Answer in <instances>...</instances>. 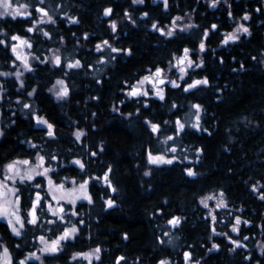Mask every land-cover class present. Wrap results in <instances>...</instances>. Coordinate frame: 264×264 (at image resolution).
Returning a JSON list of instances; mask_svg holds the SVG:
<instances>
[{
	"label": "trees",
	"instance_id": "trees-1",
	"mask_svg": "<svg viewBox=\"0 0 264 264\" xmlns=\"http://www.w3.org/2000/svg\"><path fill=\"white\" fill-rule=\"evenodd\" d=\"M12 1L28 5L26 11L32 15L0 19V28L4 30L0 39L12 43V35L28 37L35 55L43 58L50 49L59 50L60 55L73 62L81 60L84 67H65L60 71L50 61L45 64L34 61V70L24 72L21 77L25 81L23 90L15 77L0 76L3 89L0 166L16 158H34L36 151H40L47 166L54 170L49 174L55 180L99 177L110 166L109 180L115 188L110 193L107 186L90 181L88 192L93 203L85 201L75 207L79 213L77 220L84 221L79 224L75 220L80 229L77 238L64 242L63 251L55 258L43 256L45 264H117L118 257L124 258L119 264H159L161 260L183 264L185 251L192 254L193 262L199 260L200 264H264V254L258 248L264 243V200L260 199V193L264 192V7L261 2L220 0L216 7H210V0H168L169 7L165 9L164 0H144L142 4H133L132 0H44L42 4L39 0ZM38 5L53 16L55 24L47 18L39 21L41 14L35 11ZM105 8L113 9L110 16L103 14ZM125 11L135 24L125 17ZM246 12L250 19L243 22L250 34L221 43ZM69 17L79 22H70ZM176 17L194 27L176 30L178 35L173 37L162 36L151 27L156 22L166 28ZM112 21L117 24L115 33L110 27ZM212 24H217L218 29L210 30L209 36L204 37V30L211 29ZM28 27H34V31L27 32ZM44 31L49 32L50 38L43 36ZM201 39L206 50L195 53ZM102 40L132 52L130 55L111 53L116 59L107 57L106 67L102 71L94 70L91 59L96 54L95 45ZM184 47L193 50L192 60L199 63L202 59L203 65L190 69L180 84L207 77V86L200 85L188 92L165 86L166 101L146 98L148 107H143V101L135 103V98L125 97L124 90L129 85L155 66L167 68L174 57L183 53ZM63 58L62 63H66ZM12 61L10 49L0 45V72H11ZM57 78H63L69 88V95L61 101L48 91ZM33 88L38 91L28 97L27 92ZM173 102L177 108L169 111ZM23 103H28L33 111L23 109ZM193 104L201 105L200 126L208 131L185 126L186 131L174 144L167 143L177 148L176 153H170L177 159L172 164L148 163L147 153L161 151L162 140L173 135L170 131L173 124L162 122H174ZM33 113L54 125L55 139L46 135V127L36 124ZM145 120L160 123L166 131L161 135L151 133ZM77 131L84 133L80 140L74 135ZM30 143L38 148H31ZM198 148L202 151L197 152ZM91 152L97 155L92 156ZM49 154L57 159L48 160ZM76 159L85 163V171L71 163ZM186 167L192 168L196 175L188 176ZM253 185L256 191L252 190ZM215 192H222L227 204L216 211L215 226L233 239L241 240L247 248L241 246L229 251L234 248L231 242L211 231L210 217L199 200ZM109 198L115 200L111 208L105 204ZM173 216L181 218L179 226L167 223ZM236 216L241 217L240 230L232 233L228 228ZM244 220L250 223L245 225ZM244 236L249 239L243 240ZM32 238L29 228L22 239L12 235L6 223L0 221V240L8 247L13 264H18L34 248ZM213 243L220 248L209 252ZM17 244L21 245L20 249L16 248ZM96 248L101 249L99 260L72 259L73 253ZM245 256L250 258L245 260ZM27 264L38 263L27 261Z\"/></svg>",
	"mask_w": 264,
	"mask_h": 264
},
{
	"label": "snow or ice",
	"instance_id": "snow-or-ice-1",
	"mask_svg": "<svg viewBox=\"0 0 264 264\" xmlns=\"http://www.w3.org/2000/svg\"><path fill=\"white\" fill-rule=\"evenodd\" d=\"M39 2L42 4L44 0H39ZM133 4L136 3H144V0H132ZM220 3V0H210L209 6L210 7H216ZM224 3H227V0H224ZM0 7L3 8L2 11H0V19L5 17L6 15L11 16L13 19H15L17 16H24V17H31L32 13L28 11H21V9H26L28 5L26 4H20L16 7H13L12 0H0ZM164 7L167 9L169 7L168 0H164ZM229 7H231L229 5ZM35 11L39 13H43V16L47 17V20L51 22L52 24L56 23V20L53 19L52 15H49V13L45 10L43 7L36 6ZM256 11H260L259 8L256 9ZM113 12L112 8H105L103 14L105 16H110ZM125 17L131 20L133 24L136 23L134 19L131 18L130 14L125 11L124 13ZM148 13H143V16H148ZM229 18H232V13L229 11L228 13ZM70 22L78 23V20H74L72 17L68 18ZM180 17H176L172 21V27L168 28L167 30L164 27H160L158 23L154 22L151 24V27L154 30H157L160 32L162 36L166 37H173L174 35H178L175 33V28L177 27L176 21L180 20ZM243 20L247 21L250 19L249 14L246 12L243 17ZM111 30L113 33L117 31V24L115 21L111 22ZM194 27V25L186 24L183 27V31H187L189 28ZM218 29L217 24H212L211 29H205L203 32L204 37L209 36L210 30H216ZM37 31H40L39 29H36ZM27 32L31 33L34 31V27H28L26 29ZM0 32H4L2 28H0ZM244 34H250L249 29L244 26L243 24H238L236 28L229 33H226L224 36V39L221 41V43L227 44L229 41H237L239 40V33ZM5 35H7L5 33ZM75 35V34H73ZM44 37L50 38V34L47 31L43 32ZM84 39H88V34H84ZM10 41H18L19 43H10L9 40L6 39H0V45L5 46V50L11 51V53L15 56V60L12 61L13 64H15L16 61H21L23 68L26 71H33V67L29 64L28 57L26 55H23L20 51H18V48H22L23 46H27L28 48H32L33 45L27 40L22 38L20 35H12L10 37ZM102 46H107L110 49L111 53H126L131 54V49H120L117 47H113L108 40H102L101 43H98L95 45V49L98 52H101V60H98L97 63L102 62ZM198 49L200 52H204L206 50V44L204 39L200 40ZM59 50H57L58 52ZM193 51L189 49L188 47L183 48V55L179 57H174L175 64H172L171 61L169 62V71L172 70V68H177L180 76V80H184V77L186 75V69L187 68H200L203 65V60L201 59L199 63L194 62L192 59H190L189 53ZM34 60L39 61L41 64H45L49 62L48 57L41 58L40 56H34ZM111 60H115L116 56H110ZM255 59V57H253ZM51 63H53L60 71H63L64 68L68 69H80L84 67V65L81 63V60L76 59L74 62H68V63H62L61 56L57 55L56 53H53V56L51 58ZM221 62H223L221 60ZM241 68H243V65H241ZM149 75H144L142 78L137 81L136 84L129 85V90L127 91L126 95L128 98H143V97H149L150 95L153 97L158 98L160 101H166L165 96V89L163 87H160L161 85L165 84V76H164V69L155 66L154 71L151 69L149 70ZM65 75L68 73L65 72ZM14 75L16 77V80L19 81V89L23 90L25 88V81L21 79L23 76V73L19 71V68L15 72H0V76H12ZM99 83V81H97ZM127 83V82H126ZM149 84L150 88H144L142 87L145 84ZM168 84L171 85L173 89H181L185 92H188L191 89L196 88L197 86L204 85L207 86L209 84V80L207 77L201 78V79H193L191 83H188L187 81L184 82V85L182 86L177 82V80H168ZM57 85H59V89H57ZM2 90V89H0ZM38 91L37 88H33L31 91L27 92L28 97H32L36 92ZM49 92L54 93L57 99H63L69 95V88L65 85V81L63 79H57L55 84L52 86V88L48 89ZM2 99V97H0ZM18 103H21V101H17ZM139 102V100L137 101ZM123 103V101H121ZM149 104L147 101L143 104V107H148ZM23 109H29L30 112H32V108L28 103L22 104ZM192 108L196 109V120L195 122L191 123L189 126L197 131H204L207 132V129H202L200 126V110L201 105L199 104H193L191 105ZM177 108V105L173 102L169 106V111L172 109ZM137 112L140 111L138 108L136 110ZM131 115V113L129 114ZM33 118L36 120L37 124L40 125H46L47 127V133L46 135L51 138L55 139V133L53 131L54 125L49 123L46 119L43 117H40L33 113ZM145 123L149 126L151 133L161 135L163 134L166 129L162 128L160 123H154L149 120H145ZM163 125L173 124V127L170 129V131L173 132V135H167L165 136V139L163 143L167 144L168 142L175 143V140L177 137L182 136V134L186 131L185 122H182L179 117L173 122L170 120H164ZM0 135H3L2 132H0ZM77 140H80L81 136L84 135L83 132L77 131L74 133ZM30 147L33 149H37L38 146L36 144H31ZM101 151L103 149L101 148ZM177 148L176 147H170L164 149V152H171L176 153ZM197 152H201L202 149H196ZM92 156H96V152L90 153ZM148 162L150 164L154 165H160V164H172L177 157L175 155H172L170 158L166 157L163 153H159L156 155H153L151 151L148 152ZM57 157L55 155H48V160H55ZM187 159V157H185ZM47 161L45 159V155H42L40 151H36L35 154V161L30 159H22V160H13L10 163H7L4 165V171L2 174V178H0V219H4L7 222V229L10 230L12 235L16 237H20L23 239L24 231H27V226L31 225L34 228L39 229L41 227L39 221L42 215H45L46 213H50L53 217H56V220L49 219L46 221L48 225H51L52 227L48 229L49 232H52L55 236L54 239H48L44 235H40L39 237H35L34 239H38L40 244L43 245V247H40L38 251L42 254H48L49 256L55 258L57 253H60L63 251L65 247L64 242L71 241L73 239H76L80 229L77 227L76 223H73L71 220L68 221V224L71 226H65L61 229H58L56 227L57 221H60L61 223L65 220V206L63 204H60V201H65L66 204L74 206L76 205L77 200H86L89 204L93 203L92 196L89 195L88 192V185L90 180H96L97 182L101 179L104 180L105 183H107L109 188H112L111 182L109 180V173L112 171L111 167L107 169L103 173V177H89V179H83L82 183H79L78 187H67L66 182L69 180V177H64L62 181L59 183L54 182L52 176L49 175V173L54 172V170L47 166ZM71 163H74L79 166V169L81 172L86 170V165L83 163L80 159H76L71 161ZM32 165L31 167H24L21 168L20 165L28 166ZM186 174L188 176H195L196 173L194 170L190 167H186L184 169ZM144 175H149V173L146 171ZM37 177L40 179L37 180ZM8 182H11L12 186L8 185ZM73 185H76V180L73 179L71 181ZM46 192V195L42 196V191ZM253 191H256V185H253L252 188ZM112 191H115V188H112ZM48 195L51 196V200L57 202V206L54 207L53 204L48 200ZM223 193H220V197L217 198L215 196H204L201 198L200 203L204 205L205 208H208V200L216 199V207L217 208H224L227 207L226 201L223 199ZM260 199L264 200V192L260 193ZM105 204L107 207L111 208L115 205V200L109 198L105 201ZM39 213V215H38ZM71 216H78V211L71 210ZM209 216L211 217V220L213 222H217V216L213 215L211 211L209 212ZM79 224H83V220L78 221ZM167 223L179 226L181 223V218L173 216L171 219L167 221ZM243 223L245 225H248L250 221L244 220ZM241 224V217L236 216L235 222L231 225V231L232 232H239V226ZM211 231L216 235H223L225 236L233 246L235 247H246V245H242L241 240L239 239H233L228 233L221 232L217 233L216 228L212 227ZM167 235V233H165ZM125 239H127V235L125 234ZM209 240L212 239V236L208 237ZM243 240L249 239V237L244 236L242 238ZM169 243H171V240H169ZM2 252H0V264H13V257L10 254V251L8 247L2 246ZM234 248H230L229 251H234ZM262 247V254H264V245ZM17 249L21 248L20 244L16 245ZM220 248L219 244L213 243L211 245V248L208 249L209 252L213 250H218ZM101 249L96 248L93 250V253H84V252H77L73 253L72 259L76 260L78 257L89 259L90 255L95 254V258L97 260L100 259V253ZM184 260L185 264H200L199 260L192 261V254L188 251L184 252ZM250 257L245 256L243 259L248 260ZM37 260L40 262V264H45V260L41 258L40 255L37 254L35 251H30L26 255L23 256V259H20L18 261V264H27V261L29 260ZM124 259L123 257L117 258V264H119V261ZM159 264H168L167 260H161Z\"/></svg>",
	"mask_w": 264,
	"mask_h": 264
},
{
	"label": "rangeland",
	"instance_id": "rangeland-1",
	"mask_svg": "<svg viewBox=\"0 0 264 264\" xmlns=\"http://www.w3.org/2000/svg\"><path fill=\"white\" fill-rule=\"evenodd\" d=\"M260 2L262 3V5H263V7H264V0H260ZM12 4H13V7H16V6H18V5H20V4H22V3H19V2H17V1H12ZM39 7H41V5H38ZM3 10V8L2 7H0V11H2ZM21 11H26V9H21ZM41 14V20H39V21H45V19L47 18L46 16H43V13H39V15ZM6 16H8V15H6ZM245 22V21H244ZM244 22H243V19L242 18H240V19H238L236 22H235V26H234V28L230 31V32H232L235 28H236V26L238 25V24H243L244 26H245V24H244ZM176 24H177V27L175 28V30L174 31H176V30H182L183 29V27H184V25H186V24H189V23H185L184 22V20L183 19H180V20H178V21H176ZM172 27V22L165 28L166 30L168 29V28H171ZM229 33V32H228ZM244 33H239L238 35H239V37L241 36V35H243ZM22 38H24V39H27L31 44H32V42L30 41V39L28 38V37H22ZM12 43H19L18 41H12ZM18 51H20L23 55H26L27 57H28V61H29V64L32 66V64H33V62L34 61H36V60H34V56H37V55H35L34 53H33V51H32V48H28L27 46H23L22 48H18ZM95 52H96V54H95V57H93L91 60H92V64H93V68H94V70H98V71H102L105 67H106V65H107V57H110V55H111V52H110V49L107 47V46H102V53H103V56H102V62L101 63H97V61L98 60H101V52H98V51H96V49H95ZM53 53H56L57 55H60V52H57V50H53V49H50L49 50V52H46L45 54H43L42 56H43V58L44 57H48L49 58V61H51V58H52V56H53ZM192 52H190L189 53V56H190V59H192V54H191ZM195 53H200V51H199V49H198V52H195ZM181 55H183V53L181 54ZM180 55V56H181ZM61 56V60H62V58L63 59H65V62L66 63H68V62H73V59H69L67 56H65V55H60ZM179 57V56H178ZM15 60V56L13 55V61ZM175 59H173L172 61H171V63L172 64H175ZM197 63V62H196ZM12 66V70H11V72H15L16 70H17V68H19V71H21L22 73H24V72H26V70L23 68V66H22V63H21V61H16L15 62V64H11ZM190 69H192V68H187L186 69V75H187V73H188V71L190 70ZM150 73H149V71L147 72V73H145L144 75H149ZM144 75H142V76H144ZM185 75V76H186ZM13 77H15L14 75H12ZM142 76L140 77V78H138L136 81H134L132 84H136L137 83V81H139L141 78H142ZM164 76H165V78H167L168 80H177V82L180 84L181 82H182V80H180L179 79V76H180V73H179V71H178V69L177 68H172V70L171 71H169V66L167 67V68H165L164 69ZM16 78V77H15ZM57 79H63V78H57ZM56 79V80H57ZM56 80L52 83V85L50 86V88H52V86L55 84V82H56ZM64 80V79H63ZM167 80V81H168ZM131 84V85H132ZM65 85H66V83H65ZM67 86V85H66ZM165 86H169V87H171V85L170 84H168L167 82H166V84L165 85H161L160 87H163L164 89H165ZM59 85H57V89H59ZM142 87H144V88H150L151 86L149 85V84H145V85H143ZM0 89H2V85H1V82H0ZM129 90V87L127 88V89H125L124 90V92H125V97L127 98V99H130V98H128L127 97V95H126V93H127V91ZM2 92H3V89L2 90H0V97H1V94H2ZM51 94H52V96L54 97V99L55 100H57V101H61V100H64L65 98H63V99H57L56 98V96L54 95V93H52V92H50ZM150 97H152V98H156V97H153V96H149V97H143V98H135V103H139V102H145V99L146 98H150ZM1 100V99H0ZM139 100V102H137ZM179 118L181 119V121L182 122H185V126H189L191 123H193V122H195V120H196V109H194V108H190V109H186L183 113H181L180 114V116H179ZM176 120V119H175ZM174 120V121H175ZM35 122H36V120H35ZM37 124V123H36ZM38 126H40V127H46V125H40V124H37ZM47 128V127H46ZM2 129H3V124H2V120H1V114H0V132H2ZM164 140H162V142H163ZM170 147H172V146H170V145H166L165 143H163V147H162V150L161 151H158V152H152V154L153 155H156V154H159V153H163L166 157H171V155H170V153L171 152H164V149H166V148H170ZM148 153H147V155H146V159H147V162H148ZM22 159H30V160H33V161H35V157L34 158H16V159H13V160H22ZM13 160H10V161H8V162H6V163H4L2 166H0V178H2V174H3V171H4V165L5 164H7V163H10L11 161H13ZM149 163V162H148ZM161 165V164H160ZM32 165L30 164V165H28V166H24V165H20V167L21 168H24V167H31ZM50 175V174H49ZM99 177H103V174L101 175V176H99ZM40 178L39 177H37V180H39ZM73 179H75V178H69V180L66 182V186L67 187H73V186H75V187H78V185H79V183H82L83 182V180L82 181H78V180H76V185H73L72 183H71V181L73 180ZM87 179H89V178H87ZM54 180V182H56V183H59L60 181H62L63 180V178L62 179H60V180H55V179H53ZM91 181V180H90ZM100 184H102V185H105V186H107L108 187V185H107V183H105L104 182V180L103 179H101L100 181H98ZM90 183V182H89ZM8 185L9 186H12L11 185V182H8ZM112 185V184H111ZM109 188V187H108ZM112 188H114L113 186H112ZM112 188H109V190H110V193H113L114 191H112ZM42 191V194L43 195H46V192H44L43 190H41ZM204 196H215V197H217V198H219L220 197V193L219 192H215V193H209V194H206V195H204ZM204 196H202V197H204ZM201 197V198H202ZM48 200L53 204V206L54 207H56L57 206V202L56 201H53V200H51V196L50 195H48ZM201 198H200V200H201ZM223 199L225 200V198L223 197ZM200 200H199V202H200ZM86 200H83V199H81V200H77V202H76V205L78 204V203H81V202H85ZM60 204H63L64 206H65V209H66V211H65V220H64V222L63 223H61L60 221H57V224H56V227L58 228V229H61L62 230V227H65V226H68V227H70L71 225L70 224H68V221L69 220H71L73 223H75V220H76V222L78 221L77 219H78V216H71V210H75V207H76V205H74V206H71V205H68V204H66V202L65 201H60L59 202ZM207 203H208V208H205L204 207V205L203 204H201L204 208H205V211H206V214H207V216H209V212L211 211V213L213 214V215H215V213H216V211L217 210H220V209H222V208H217L216 207V203H217V200L216 199H212V200H208L207 201ZM224 208H226V207H224ZM76 211V210H75ZM38 215H39V213H38ZM210 217V216H209ZM49 219H52V220H56V217H53L50 213H46L45 215H42L41 216V218H40V221H39V223H40V225H41V227L39 228V229H37V228H34L33 226H31V225H29V226H27V229L29 228L31 231H32V234H33V238H32V240H33V242H34V248L32 249V250H30V251H35V252H37V254L38 255H40L41 256V258L43 257V256H45V255H48V254H42V253H40L39 251H38V249L40 248V247H43V245L42 244H40V242H39V240L38 239H34V236L35 237H39L40 235H44L46 238H48V239H54L55 238V236L53 235V233L52 232H49L48 231V229L49 228H51L52 226L51 225H48L47 223H46V221L47 220H49ZM80 220V219H79ZM210 220H211V217H210ZM0 221L1 222H4V223H6V225H7V222H6V220H4V219H0ZM234 222H235V220H234ZM215 223L216 222H213L212 220H211V224H212V227H215L216 228V232L217 233H221L222 231L221 230H218L217 229V227L215 226ZM222 225V224H221ZM232 225V224H231ZM231 225H230V227L228 228V230H230L231 231ZM23 232H24V234H25V231L24 230H22ZM11 233V232H10ZM232 233H236V232H232ZM12 234V233H11ZM231 236V235H230ZM16 237V236H15ZM18 238H20V237H18ZM227 239V238H226ZM228 240V239H227ZM229 241V240H228ZM0 245H2V246H5L4 245V243L0 240ZM242 245H244L243 243H242ZM262 245H264V243L263 244H259V246H258V248H259V250L260 249H262ZM233 246V245H232ZM233 247H235V246H233ZM245 248H247V247H245ZM30 251H28V252H30ZM0 252H2V247H0ZM28 252H26L24 255H26ZM84 253H93V249H91V250H89V251H87V252H84ZM23 259V258H22ZM84 259V258H83ZM86 261H88V262H90L91 260H97L96 258H95V254H92V255H90V258L89 259H85ZM29 261H34V262H36V263H38V264H40V262L39 261H37V260H29ZM168 264H170L169 262H168ZM183 264H185V260H184V262H183ZM190 264H191V262H190Z\"/></svg>",
	"mask_w": 264,
	"mask_h": 264
},
{
	"label": "flooded vegetation",
	"instance_id": "flooded-vegetation-1",
	"mask_svg": "<svg viewBox=\"0 0 264 264\" xmlns=\"http://www.w3.org/2000/svg\"><path fill=\"white\" fill-rule=\"evenodd\" d=\"M259 1H260V0H259ZM261 4H262V3H261ZM262 6H263V5H262ZM152 71H154V69H152ZM165 84H166V83H165ZM165 84H164V85H165ZM42 196H43V194H42Z\"/></svg>",
	"mask_w": 264,
	"mask_h": 264
},
{
	"label": "water",
	"instance_id": "water-1",
	"mask_svg": "<svg viewBox=\"0 0 264 264\" xmlns=\"http://www.w3.org/2000/svg\"><path fill=\"white\" fill-rule=\"evenodd\" d=\"M167 80H168V79L166 78V79H165V83L167 82Z\"/></svg>",
	"mask_w": 264,
	"mask_h": 264
}]
</instances>
